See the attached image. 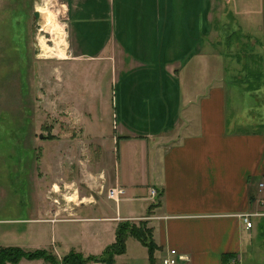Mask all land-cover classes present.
I'll return each instance as SVG.
<instances>
[{
	"label": "crops",
	"instance_id": "0c3cea01",
	"mask_svg": "<svg viewBox=\"0 0 264 264\" xmlns=\"http://www.w3.org/2000/svg\"><path fill=\"white\" fill-rule=\"evenodd\" d=\"M68 8L71 54L103 65L115 92L119 162L105 168L104 185L125 192L119 201L106 196L118 204L120 218L112 219L145 220L157 252L176 249L185 256L179 264H230L227 255L242 264L262 224L255 219L264 218V110L229 111L210 38L214 17L236 23L249 60L259 59L256 91H264V0H68ZM122 201L130 203L124 215ZM137 201H151L145 214H136ZM38 213L29 220L51 222L49 212Z\"/></svg>",
	"mask_w": 264,
	"mask_h": 264
},
{
	"label": "rangeland",
	"instance_id": "374dc122",
	"mask_svg": "<svg viewBox=\"0 0 264 264\" xmlns=\"http://www.w3.org/2000/svg\"><path fill=\"white\" fill-rule=\"evenodd\" d=\"M40 6H50L55 22L66 29L63 48L68 58L39 56L40 40L49 48L58 41L56 31L40 23ZM68 10V0H0V244L44 249L59 258L72 253L85 258L104 254L116 241L121 222L112 219L120 218V212L107 198L111 188L104 185L105 168L113 170L119 162L113 141L115 92H108L109 73L103 65L93 67L71 54ZM214 18L215 35L210 39L220 52L219 80L226 74L229 111L238 106L239 117L247 110L256 117L264 110V91H256L261 82L259 59L249 60L248 49L243 50L242 38L233 29L236 23L229 27ZM204 42L208 53L211 43L206 37ZM258 53L263 56L264 49ZM103 191L105 197H99ZM84 198L91 201L80 203ZM150 203L131 204L139 215ZM127 205L121 202L122 215ZM39 209L50 213L44 219L51 222L29 220ZM132 222L147 227L141 220ZM255 222L262 224L253 229L250 254H243L242 264H264V218ZM153 256L129 236L125 252L111 264H162L157 249Z\"/></svg>",
	"mask_w": 264,
	"mask_h": 264
},
{
	"label": "trees",
	"instance_id": "16d2710c",
	"mask_svg": "<svg viewBox=\"0 0 264 264\" xmlns=\"http://www.w3.org/2000/svg\"><path fill=\"white\" fill-rule=\"evenodd\" d=\"M157 198H160V193H158ZM141 221L143 222V226L146 227L147 222L145 220ZM141 226L137 227L130 220L121 221L117 227L116 241L100 256H89L84 258L81 254L72 253L59 258L53 252L44 249L26 251L20 246H0V264H19L24 258L29 260L43 259L48 264H111L114 262L116 255L125 252L126 242L129 236L135 237L147 246L150 252V258L153 259V254L157 249V245L153 239L152 229L149 228L148 225L144 229L140 228ZM231 259H233V257L229 255L224 257L226 263H229ZM153 264H155V260Z\"/></svg>",
	"mask_w": 264,
	"mask_h": 264
},
{
	"label": "bare ground",
	"instance_id": "6f19581e",
	"mask_svg": "<svg viewBox=\"0 0 264 264\" xmlns=\"http://www.w3.org/2000/svg\"><path fill=\"white\" fill-rule=\"evenodd\" d=\"M38 11L42 15V21L40 23L44 25L46 29H54L58 35V41L55 43V46L53 48L45 46L40 40L41 49L39 56L57 57L63 59L67 58L66 51L63 48V44L66 39V29L64 28V26L59 25L55 22V16L50 6H40ZM87 201H89L88 198H84L81 203H86Z\"/></svg>",
	"mask_w": 264,
	"mask_h": 264
},
{
	"label": "built area",
	"instance_id": "2783aa9c",
	"mask_svg": "<svg viewBox=\"0 0 264 264\" xmlns=\"http://www.w3.org/2000/svg\"><path fill=\"white\" fill-rule=\"evenodd\" d=\"M260 186H264V184H260ZM125 190L121 187L111 188L108 192V197L114 199L115 201H119L120 197L124 194ZM151 195L153 197L157 196V190L153 189L151 191ZM83 200H81L82 202ZM80 202V203H81ZM253 214L247 213L243 215V220L246 224L247 229H251L253 227V222L251 220V216ZM185 256L180 255L176 249H170L168 253L162 258V264H179ZM240 262L239 257L233 258L230 264H238Z\"/></svg>",
	"mask_w": 264,
	"mask_h": 264
},
{
	"label": "water",
	"instance_id": "95a60500",
	"mask_svg": "<svg viewBox=\"0 0 264 264\" xmlns=\"http://www.w3.org/2000/svg\"><path fill=\"white\" fill-rule=\"evenodd\" d=\"M39 51L38 50H36V53H38ZM40 137H42V135H40Z\"/></svg>",
	"mask_w": 264,
	"mask_h": 264
}]
</instances>
